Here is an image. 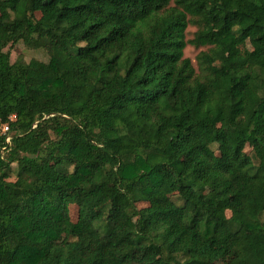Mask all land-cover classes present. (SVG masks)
<instances>
[{
  "label": "trees",
  "instance_id": "obj_1",
  "mask_svg": "<svg viewBox=\"0 0 264 264\" xmlns=\"http://www.w3.org/2000/svg\"><path fill=\"white\" fill-rule=\"evenodd\" d=\"M232 254L264 264V0H0V264Z\"/></svg>",
  "mask_w": 264,
  "mask_h": 264
},
{
  "label": "rangeland",
  "instance_id": "obj_2",
  "mask_svg": "<svg viewBox=\"0 0 264 264\" xmlns=\"http://www.w3.org/2000/svg\"><path fill=\"white\" fill-rule=\"evenodd\" d=\"M40 15L37 14V17ZM196 28L193 26H189L187 31H186V40H192L194 38V33L196 32ZM37 49L33 48H27L24 44L20 43L17 44L13 47H9L5 50V52H9L11 56V62H15L19 57H23L27 62H29L32 59H37L40 61H48L50 52H51V47L45 46L43 47L41 43L36 44ZM248 49H252L251 46L248 44L247 45ZM206 48H195L193 46L188 45L184 51V57L192 60L193 64L196 66V57L197 55L201 52L204 51ZM3 129V127H2ZM252 152V147L250 143H247L246 148L244 153L246 155H250ZM12 180L15 179V176L12 175ZM72 216L73 219L76 217V213L72 211ZM228 217H230V212L226 213ZM251 247L253 249H260L263 247V245L258 244L256 242H251ZM234 261V255H230L229 257L225 258L224 260L215 262L214 264H228Z\"/></svg>",
  "mask_w": 264,
  "mask_h": 264
},
{
  "label": "built area",
  "instance_id": "obj_3",
  "mask_svg": "<svg viewBox=\"0 0 264 264\" xmlns=\"http://www.w3.org/2000/svg\"><path fill=\"white\" fill-rule=\"evenodd\" d=\"M2 127H3V132H4V133H5V132H8V126H7V125H3ZM6 142H7V143L10 142V138H9V137L6 139Z\"/></svg>",
  "mask_w": 264,
  "mask_h": 264
}]
</instances>
